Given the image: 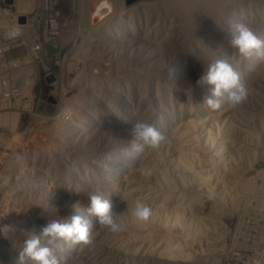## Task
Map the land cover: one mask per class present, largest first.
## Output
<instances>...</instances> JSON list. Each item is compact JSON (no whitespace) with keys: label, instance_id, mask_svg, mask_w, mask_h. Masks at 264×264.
Listing matches in <instances>:
<instances>
[{"label":"rangeland","instance_id":"374dc122","mask_svg":"<svg viewBox=\"0 0 264 264\" xmlns=\"http://www.w3.org/2000/svg\"><path fill=\"white\" fill-rule=\"evenodd\" d=\"M155 1L133 17L136 22L120 15L132 27L122 26L118 34L114 23L109 38L92 37L85 25L93 2L82 19L79 0L78 12H71L75 17L65 14L68 36L63 46L54 43L51 49L52 66L65 75L63 85L56 80L52 88L56 102L46 115H21L1 145L0 264H20L18 252L27 239L53 220L79 214L81 206L90 205V195L117 203L114 219L122 230L113 233L94 222L93 245L77 243L68 262L61 252L67 253L72 241L48 245L42 238L61 264H202L203 259V264H264V57L241 55L227 34L228 23L239 21L264 39V0L220 2L226 19L196 7V38L185 31L178 7L172 12ZM60 23L59 15L58 28ZM217 58L241 73L249 89L243 105L229 106L226 94L219 98L220 109L205 103L211 86L198 81ZM169 65L176 69L173 77ZM138 120L155 124L166 141L133 151L126 129ZM141 169H151V175ZM137 199L151 208L147 221L133 215ZM23 264L37 262L25 258Z\"/></svg>","mask_w":264,"mask_h":264},{"label":"built area","instance_id":"2783aa9c","mask_svg":"<svg viewBox=\"0 0 264 264\" xmlns=\"http://www.w3.org/2000/svg\"><path fill=\"white\" fill-rule=\"evenodd\" d=\"M53 14L52 0H0V150L21 115L35 119L52 108L51 49L67 38L65 24L53 27Z\"/></svg>","mask_w":264,"mask_h":264},{"label":"clouds","instance_id":"9594fccd","mask_svg":"<svg viewBox=\"0 0 264 264\" xmlns=\"http://www.w3.org/2000/svg\"><path fill=\"white\" fill-rule=\"evenodd\" d=\"M227 34L230 45L238 49L241 55L250 57L255 54L264 57V39H261L249 25L231 21ZM166 70L172 77L176 72V69L170 65ZM198 83L211 86L210 95L205 97V103L213 110L221 108L219 98L224 97L225 94L231 107L243 105L249 96L248 86L242 81L241 73L226 58H217L209 64ZM126 131L132 137L130 146L133 151L141 150L142 145L158 148L167 139L155 124L142 120L130 125ZM141 174L150 176L151 169H141ZM116 208L117 203L113 200L105 199L100 195H90V205L86 212L96 217L98 223L107 226L111 232L119 233L122 229L114 219L119 215L115 211ZM133 215L139 221H147L151 215V208L137 199ZM90 229V222L79 214L70 216L64 222L53 220L41 229L40 235H33L24 242V247L19 252L20 264H23L25 258L37 264H59L53 249L42 244V238H46L48 245L54 244L57 240H71L91 246L94 241Z\"/></svg>","mask_w":264,"mask_h":264},{"label":"bare ground","instance_id":"6f19581e","mask_svg":"<svg viewBox=\"0 0 264 264\" xmlns=\"http://www.w3.org/2000/svg\"><path fill=\"white\" fill-rule=\"evenodd\" d=\"M61 1V2H60ZM75 1L76 0H52V13H54L53 14V27L55 26V23H56V21H57V19H58V17H59V15L61 16V22H64V24H65V26H66V28H67V31L70 29V25L71 24H69L68 23V19L66 18L68 15H72V14H74L75 12L77 13L78 11V8H77V10H76V6L77 5H79V15H81V19L83 18V12H86V10H87V7L89 6V5H91V2H93V5H91V6H93L92 8L93 9H91V10H88L85 14H86V16L85 17H87V18H85L84 17V19L86 20V23H85V25L87 26V25H89V26H87V27H89L88 29L91 31V33H92V37H95L96 38V36L99 34V33H102V37H103V34L106 36L111 30L110 29H113V31H114V27L112 28H109V26H111L112 24H114V23H116L115 24V27L117 28V30H116V32H118V34H121L120 32L122 31V28L124 27V28H126V25H129L128 24V22H127V24L125 23V25H124V18L122 17L121 18V20L119 19V16L120 15H123V14H125L126 16L125 17H127V20H128V16H131V21L132 22H134L133 20H135V22H136V19H137V17L136 16H138L139 14H142V13H145V12H147L148 11V7H150L152 4H153V2L155 1V0H148V1H142V2H139V3H137V4H135V5H132V6H127V4H126V0H91L90 1V4H89V2L87 3L88 5L86 6V1H88V0H79V2H76V3H79V4H75ZM157 1V0H156ZM155 1V2H156ZM242 0H232V2L233 3H240ZM158 4L160 5V7L162 6V8L163 7H166L167 8V10H170V11H172V12H174V10H175V8L176 7H178L183 13H184V15H185V17H186V19H183V26H184V29H185V31H187V32H189L190 34L192 33V35H194L195 36V38H196V34H197V31H198V29H199V27H198V25H197V23L196 22H194V20L193 19H195V17H193V16H195V11H196V7L199 9V10H201V12L203 13H205L206 14V16H208V17H210L211 16V18H213L212 16H214V17H219V15H222L223 16V18L224 19H226V16H224L226 13V11H227V8L225 7V6H223L224 8H222L220 5H221V3L220 2H222V4L224 3L225 4V2H226V0H158ZM243 2V1H242ZM241 2V3H242ZM81 3V4H80ZM240 3V4H241ZM20 5H24V3L23 2H20L19 3ZM57 4H58V6H59V8L58 9H56L55 7L57 6ZM228 4V3H227ZM76 5V6H75ZM25 7V6H24ZM23 7V8H24ZM116 8V10L118 11V12H116L117 14H113L111 11H113V8ZM165 8V9H166ZM88 9H89V7H88ZM177 9V8H176ZM197 9V10H198ZM71 12H74V13H71ZM111 13V14H110ZM127 13V14H126ZM198 13H200V12H198ZM67 16H66V15ZM84 14V15H85ZM196 14H197V12H196ZM201 14V13H200ZM110 15H113V16H110ZM175 15H177V16H179V17H183V14L182 13H180L179 11H177L176 13H175ZM136 17V19H134L133 17ZM202 16V15H201ZM74 17H75V14H74ZM73 17V20L74 19H76V18H74ZM240 17V16H239ZM71 18V17H70ZM193 18V19H192ZM220 18V17H219ZM80 19V18H79ZM130 19V18H129ZM197 19V18H196ZM71 20V19H70ZM78 20V19H77ZM123 20V21H122ZM126 20V21H127ZM198 20V19H197ZM129 21V20H128ZM196 21V20H195ZM227 21V20H226ZM225 21V22H226ZM69 22H71V21H69ZM132 22H131V24H132ZM137 22H138V20H137ZM129 25V26H131L132 27V25ZM200 24L201 23H199V26H200ZM227 24V23H226ZM229 24V23H228ZM202 25H203V23H202ZM114 26V25H113ZM123 26V27H122ZM128 26V27H129ZM108 28V32H107V30L104 32V30L105 29H107ZM115 28V29H116ZM130 28V27H129ZM202 28V27H201ZM200 28V29H201ZM206 28H208L207 26H205V29ZM214 28V27H213ZM204 28H202V30H203ZM110 30V31H109ZM202 30H199V31H202ZM107 32V33H106ZM122 32H124V29H123V31ZM127 32V31H126ZM209 35H210V32H211V29H209L208 28V30L206 31ZM70 33H72L71 31H70ZM202 32H200L199 34H201ZM111 34V33H110ZM213 34H214V39H215V41H218L219 40V38H220V35H219V32L217 31V30H215V32L213 31ZM87 35V34H86ZM86 35L84 36L85 37V41H87L88 39L87 38H89V36H87L86 37ZM112 35V34H111ZM203 35V34H202ZM67 36H68V32H67ZM108 36V38H109V34L107 35ZM106 36V37H107ZM98 37V36H97ZM106 37H104V38H106ZM161 37H162V35H161ZM205 37V36H204ZM83 38V37H82ZM91 38V37H90ZM99 38H101V36L99 37ZM103 39V38H102ZM164 39V38H163ZM83 40V39H82ZM103 40H105V39H103ZM84 41V42H85ZM84 44V43H83ZM82 46V45H81ZM113 46H115V45H113ZM77 48V47H76ZM79 49V48H78ZM77 50V49H76ZM77 51H79V50H77ZM73 52H75V50L74 51H72V53ZM76 53V52H75ZM73 56V54L72 55H70L69 57L71 58ZM253 56V55H252ZM204 57V56H203ZM254 57V56H253ZM207 58H209V57H207ZM66 59V58H65ZM69 59V58H68ZM68 59H66V60H68ZM66 60H64L65 62H66ZM71 60V62L73 61L72 59H70ZM70 60H68L69 61V63H70ZM251 60V59H250ZM67 61V62H68ZM76 61V60H75ZM80 61V60H79ZM64 62V63H65ZM74 62V61H73ZM77 62V61H76ZM63 63V64H64ZM69 63H65L64 65H66V64H68L67 66H69ZM205 63V62H204ZM248 63V62H247ZM252 63V62H251ZM251 63H248V64H246V65H248V66H251ZM72 64H75V62L74 63H72ZM79 65H80V63H78ZM122 65V64H121ZM208 65H209V63H208ZM71 66V65H70ZM75 66V65H74ZM66 68V67H65ZM65 68H64V70H65ZM69 68V67H68ZM247 68V67H246ZM80 69V68H79ZM133 69H134V67L132 68V71H133ZM66 70H67V68H66ZM249 70V69H248ZM248 70H244V71H246V72H248ZM74 71V70H73ZM78 71V70H77ZM76 71V72H77ZM82 71V70H81ZM64 72H66V71H63V73ZM72 72V71H71ZM245 72V73H246ZM61 73H62V71H61ZM82 73V72H81ZM65 74H68L67 72L65 73ZM77 74H79V73H77ZM63 75V74H62ZM62 75H60V74H54V76H55V79H57V81H59V83L62 81ZM63 76H65V75H63ZM68 76H70V78L71 79H73L75 76H76V73L75 74H71V75H68ZM67 76V78L69 79V77ZM64 78V77H63ZM66 78V77H65ZM78 78H76V80H77ZM65 82H67V80L65 81ZM62 83V82H61ZM60 83V84H61ZM64 83V82H63ZM58 84V83H57ZM66 84V83H65ZM68 84V83H67ZM66 84V85H67ZM61 85H63V84H61ZM60 85V86H61ZM64 87V86H63ZM68 87V86H67ZM69 88V87H68ZM59 89V86H58V88H57V90ZM63 89V88H62ZM61 88L59 89V90H62ZM65 91V90H64ZM60 94V93H59ZM259 94V93H258ZM256 97V96H255ZM66 98L64 97H62V102H64V100H65ZM72 101V100H71ZM66 102H67V100H66ZM66 102H64V103H66ZM113 103L111 104V107L112 108H115L116 107V102L115 101H112ZM68 104V103H67ZM61 107H63V106H61ZM55 109V108H54ZM60 109H62V108H60ZM52 113V112H51ZM50 113V114H51ZM125 119V118H124ZM123 119V120H124ZM15 121V119H13V122ZM125 121V120H124ZM259 123V122H258ZM48 124V123H47ZM50 127V126H49ZM186 131V130H185ZM257 131V130H256ZM192 132V131H191ZM249 133V132H248ZM255 133V132H254ZM45 134V133H44ZM43 135V134H42ZM246 136V135H245ZM250 136V135H249ZM254 140V139H253ZM255 142V141H254ZM263 143V142H262ZM219 153V152H218ZM158 158V157H157ZM216 158V157H215ZM218 160H219V158H218ZM132 162V161H131ZM29 165V164H28ZM30 165H32V164H30ZM34 165V164H33ZM29 167V166H28ZM126 168V167H125ZM124 168V169H125ZM127 168H128V166H127ZM120 171H118V173H120L121 172V168L119 169ZM116 173V172H115ZM122 173V172H121ZM120 173V174H121ZM126 173V172H125ZM125 175V174H124ZM122 176V175H121ZM111 178V177H110ZM109 179V178H108ZM116 181V180H115ZM31 182H33V181H30V184H31ZM36 182V181H35ZM37 182H38V180H37ZM36 182V183H37ZM41 182V181H40ZM28 183V182H27ZM34 183V182H33ZM20 184V183H19ZM26 184V183H25ZM38 184V183H37ZM29 185V184H28ZM135 185V184H134ZM20 186V185H19ZM33 186V185H32ZM35 186H37V185H35ZM19 188V187H18ZM20 188H21V186H20ZM27 188V187H26ZM35 188V187H34ZM25 189V188H24ZM27 190V189H26ZM138 190V189H137ZM42 191H43V189H42ZM103 198H105V199H107V196L106 195H104L103 196ZM197 198V197H196ZM200 198V197H199ZM195 200V199H194ZM174 203V202H173ZM175 204V203H174ZM201 204V203H200ZM129 205V204H128ZM186 205V204H185ZM184 206V205H183ZM185 207V206H184ZM86 209H87V207H86V205H84V206H81L80 208H79V215H82L83 217H85L86 215H87V213H86ZM45 214V213H44ZM43 218V217H42ZM27 219H29V218H27ZM44 220V219H43ZM47 220V219H46ZM28 222H29V220H28ZM96 223V222H98V220H97V218L96 217H94L93 216V218H92V222H90V224L92 225L93 223ZM98 224V223H97ZM96 224V225H97ZM34 225V224H33ZM101 225V224H100ZM104 226V225H103ZM181 226V225H180ZM38 227V226H37ZM35 228V227H34ZM36 230H38V229H36ZM91 230V229H90ZM34 231V230H33ZM149 232V231H148ZM179 232V231H178ZM190 232V231H189ZM35 233V232H34ZM143 233V232H142ZM175 233V232H174ZM141 234V233H140ZM144 234H146V232L145 233H143V235ZM164 235V234H163ZM189 235V234H188ZM175 236V235H174ZM193 236V235H192ZM11 237V236H10ZM17 236L15 235V238H16ZM95 237V236H94ZM93 237V238H94ZM162 237V236H161ZM12 238V237H11ZM92 238V239H93ZM172 238V237H171ZM14 239V238H13ZM12 239V240H13ZM30 239V238H29ZM102 239V238H101ZM147 239V238H146ZM94 240V239H93ZM174 240V239H173ZM190 241L192 240V239H189ZM10 241V240H9ZM15 241V240H14ZM162 241H163V239H162ZM70 242H71V240H70ZM176 242V241H175ZM77 243H79V242H71V244L69 245V250L67 251V253H62L61 252V259L63 258V260L64 259H66L67 260V258L66 257H71L72 258V256L73 255H71V256H69L72 252H73V250L75 249V247H76V245L78 246V244ZM169 243V242H168ZM193 243V242H192ZM59 244V243H58ZM63 244V243H62ZM176 245H177V243H176ZM179 245V244H178ZM12 246V245H11ZM10 246V247H11ZM172 246V245H171ZM170 246V247H171ZM13 248H14V246H13ZM19 249H21L20 247H18ZM79 248H81V243H79ZM79 248H78V250H77V248H76V251L77 252H79ZM169 248V247H168ZM174 248V247H173ZM172 248V249H173ZM176 248V247H175ZM193 248V247H192ZM177 249V248H176ZM181 249V248H180ZM12 250V249H11ZM22 250V249H21ZM171 250V249H170ZM14 251V250H13ZM82 251V250H81ZM80 251V252H81ZM88 251V250H87ZM174 251H176L175 253H177V250H175L174 249ZM15 252V251H14ZM88 252H90V251H88ZM173 252V251H172ZM19 253V252H18ZM86 253V252H85ZM170 253V252H169ZM174 253V254H175ZM180 254H181V252H179ZM183 253H185V252H183ZM60 254V253H59ZM81 254H83V252L81 253ZM173 254V255H174ZM75 255V254H74ZM76 255H77V253H76ZM172 255V256H173ZM185 255V254H184ZM191 255V254H190ZM193 255V254H192ZM12 256V255H11ZM82 256V255H81ZM89 256V255H88ZM14 257H15V255H14ZM58 257V256H57ZM168 257V256H167ZM178 257V256H177ZM179 257H180V255H179ZM186 257V256H185ZM191 257V256H190ZM9 258V257H8ZM60 258V257H59ZM77 258V257H76ZM170 258H171V256H170ZM18 259V258H17ZM61 259H60V263L59 264H61ZM175 259V258H174ZM190 259V258H189ZM12 260V259H11ZM62 260V261H63ZM180 260V259H179ZM9 261V260H8ZM65 261V260H64ZM69 260H67V262H68ZM188 261V260H187ZM200 261V260H199ZM165 262V261H164ZM12 263V262H11ZM195 263V262H194ZM201 263V262H200ZM203 263H204V259H203ZM202 263V264H203ZM157 264V263H156ZM159 264V263H158ZM169 264V263H168ZM173 264V263H172ZM176 264V263H175ZM187 264V263H186ZM262 264V263H261Z\"/></svg>","mask_w":264,"mask_h":264},{"label":"water","instance_id":"95a60500","mask_svg":"<svg viewBox=\"0 0 264 264\" xmlns=\"http://www.w3.org/2000/svg\"><path fill=\"white\" fill-rule=\"evenodd\" d=\"M142 1H148V0H126V4H127V6H132V5H135V4H137V3H139V2H142ZM53 80H54V78L52 77V78L50 79V81H53ZM50 100H51L52 102L55 101L54 98H51Z\"/></svg>","mask_w":264,"mask_h":264}]
</instances>
